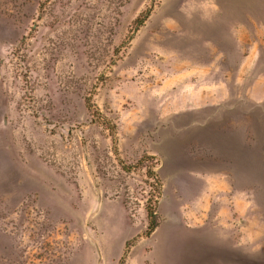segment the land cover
I'll list each match as a JSON object with an SVG mask.
<instances>
[{
  "label": "rangeland",
  "instance_id": "374dc122",
  "mask_svg": "<svg viewBox=\"0 0 264 264\" xmlns=\"http://www.w3.org/2000/svg\"><path fill=\"white\" fill-rule=\"evenodd\" d=\"M0 264H264V0H0Z\"/></svg>",
  "mask_w": 264,
  "mask_h": 264
},
{
  "label": "trees",
  "instance_id": "16d2710c",
  "mask_svg": "<svg viewBox=\"0 0 264 264\" xmlns=\"http://www.w3.org/2000/svg\"><path fill=\"white\" fill-rule=\"evenodd\" d=\"M147 217H148V226L146 229V235H148L152 230H154V228L157 225L155 220L154 210L152 208H148Z\"/></svg>",
  "mask_w": 264,
  "mask_h": 264
}]
</instances>
